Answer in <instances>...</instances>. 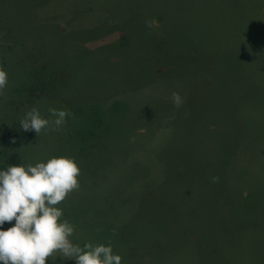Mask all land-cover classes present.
I'll use <instances>...</instances> for the list:
<instances>
[{"label":"rangeland","instance_id":"obj_1","mask_svg":"<svg viewBox=\"0 0 264 264\" xmlns=\"http://www.w3.org/2000/svg\"><path fill=\"white\" fill-rule=\"evenodd\" d=\"M235 8L234 0H0L8 75L0 170L74 156L80 189L57 205L75 226L71 240L111 241L121 264H264V11L259 41L245 40L261 43L254 52L242 41L233 47L241 38L229 24ZM195 22L213 49H186L192 32L182 26ZM174 91L184 98L178 109ZM33 106L49 120L50 107L70 115L58 131L30 137L20 120ZM125 132L134 153L120 152ZM183 167L184 182L194 175L197 184L187 182L192 200L168 222L158 259L132 252L126 226L145 203H169ZM193 229L200 248L187 241L173 254L179 232Z\"/></svg>","mask_w":264,"mask_h":264},{"label":"clouds","instance_id":"obj_2","mask_svg":"<svg viewBox=\"0 0 264 264\" xmlns=\"http://www.w3.org/2000/svg\"><path fill=\"white\" fill-rule=\"evenodd\" d=\"M154 26L153 21H145ZM7 72L0 67V96L7 87ZM171 101L180 108L184 98L172 92ZM54 119L44 118L33 106L20 120L23 131H58L70 115L66 109L50 107ZM15 143V141H13ZM81 169L74 156H51L35 165H9L0 170V226L15 223L4 230L0 227V262L2 264H46L59 256L75 264H121L122 257L114 253L111 241L83 246L71 237L75 226L63 219L61 204L71 193L80 189ZM218 182V177H213ZM99 230V229H98Z\"/></svg>","mask_w":264,"mask_h":264},{"label":"crops","instance_id":"obj_3","mask_svg":"<svg viewBox=\"0 0 264 264\" xmlns=\"http://www.w3.org/2000/svg\"><path fill=\"white\" fill-rule=\"evenodd\" d=\"M181 172L180 178L170 187L172 192L168 197V200L170 199L169 203H145L142 207L147 208V211L143 217L133 216L130 220V224L126 226L123 237L124 240L132 246V252H139L142 254V257L147 256L158 259L161 249H163L162 246L164 245V240L162 241L161 237L164 238L165 234L169 235L171 233L168 222L174 223L180 220L183 217L180 214L185 206L184 201L187 199L192 200L189 196L190 194L187 195L185 193L187 191V182H190L191 189L197 184L194 175H191V178H186V182H184V167L181 169ZM191 203L193 204L192 201ZM192 208L193 206L191 210ZM152 220L155 221V228L151 226L153 225ZM129 235H131V237H129ZM179 235L180 240L175 241V244L170 247L171 249H183L187 241H194L196 249L198 250L200 248V231L193 229L189 231L187 236L185 230H182L179 232ZM179 241H181L180 244L178 243Z\"/></svg>","mask_w":264,"mask_h":264},{"label":"trees","instance_id":"obj_4","mask_svg":"<svg viewBox=\"0 0 264 264\" xmlns=\"http://www.w3.org/2000/svg\"><path fill=\"white\" fill-rule=\"evenodd\" d=\"M234 2H235L236 8L234 9L233 21H230L229 24H231L232 33H240L239 36H241V38L236 40L233 47H234V49H237V50L241 49V48H239V46L237 44L241 43V41H242L244 43V47L251 46V49H253V51L255 52V51H257L256 48L261 49L263 47V46H260L261 43L248 45V43H246L245 40L248 36H251L252 38H255V39L257 37L258 39H256V40H258V41L260 39L259 29H260L261 24H262L260 12L264 11V0H234ZM202 4L206 5V2L203 1ZM214 16L217 17V15H214ZM223 17H224V15L221 14L220 19L222 21H223ZM201 18L202 17H200L199 22L202 21ZM103 20H105V19H103ZM199 22L192 23L193 28H191V29L189 27L182 26V31L186 30L188 32H192V34H188V33L184 34L185 41H186V49H188L189 51L197 52V49L204 50V47H206V46L213 49L212 43L210 42L211 38L207 37L205 32H201L198 29H196V25ZM249 23H252V25L249 26ZM184 25L190 26L189 24H184ZM78 28H81V27H78ZM78 30L81 31V29H78ZM205 37H207V39ZM261 37L264 38V35H262ZM263 44H264V41H263ZM28 134L30 137L33 136L30 131H28ZM127 136H129V135H128V133L125 132L124 133V139L122 142L123 145L125 146V148L120 150V152L123 154L134 153V152H132V145H131L132 143L129 141L130 137H127ZM125 168H131L132 174L135 173V170L133 169L134 167L132 166V164H128V166H126V167L123 165V170ZM95 204H97V203H95ZM90 205H92V203H90ZM191 245H192V243H191ZM182 250H184V248L177 251L176 253H173V254H175V255L179 254V252H181ZM170 257H172V256H170ZM170 257H168V258H170ZM72 261H74V260H72Z\"/></svg>","mask_w":264,"mask_h":264}]
</instances>
